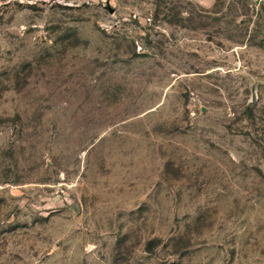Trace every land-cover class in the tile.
I'll return each instance as SVG.
<instances>
[{
	"label": "rangeland",
	"instance_id": "374dc122",
	"mask_svg": "<svg viewBox=\"0 0 264 264\" xmlns=\"http://www.w3.org/2000/svg\"><path fill=\"white\" fill-rule=\"evenodd\" d=\"M0 264H264V0H0Z\"/></svg>",
	"mask_w": 264,
	"mask_h": 264
},
{
	"label": "water",
	"instance_id": "95a60500",
	"mask_svg": "<svg viewBox=\"0 0 264 264\" xmlns=\"http://www.w3.org/2000/svg\"><path fill=\"white\" fill-rule=\"evenodd\" d=\"M250 90H251V98L247 102L248 105H252L256 101V89H255V83L254 82L251 84Z\"/></svg>",
	"mask_w": 264,
	"mask_h": 264
},
{
	"label": "crops",
	"instance_id": "0c3cea01",
	"mask_svg": "<svg viewBox=\"0 0 264 264\" xmlns=\"http://www.w3.org/2000/svg\"><path fill=\"white\" fill-rule=\"evenodd\" d=\"M200 1L201 3L205 4V5H209L210 3L213 2V0H198Z\"/></svg>",
	"mask_w": 264,
	"mask_h": 264
}]
</instances>
